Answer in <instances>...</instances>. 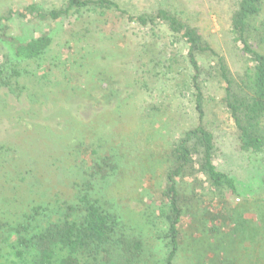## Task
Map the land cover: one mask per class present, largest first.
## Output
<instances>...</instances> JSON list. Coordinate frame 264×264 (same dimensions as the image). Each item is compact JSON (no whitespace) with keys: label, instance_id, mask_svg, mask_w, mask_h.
<instances>
[{"label":"rangeland","instance_id":"obj_1","mask_svg":"<svg viewBox=\"0 0 264 264\" xmlns=\"http://www.w3.org/2000/svg\"><path fill=\"white\" fill-rule=\"evenodd\" d=\"M68 1L0 0L9 36L53 38L41 58L15 62L20 76L0 89V221L26 228L0 242V262L37 264L36 250L21 246L19 239H33L60 223L65 205L76 204V195L85 192L118 213L126 235L144 242L140 262L161 264L167 253L161 218L167 156L199 120L184 44L160 20L143 27L127 16L160 10L181 15L237 76L244 74L248 60L233 42L231 2L112 0L128 15L92 9L71 10L58 20L48 17L66 9ZM31 6L34 14L27 9ZM11 11L16 17L8 19ZM262 39L264 6L252 23L250 40L260 53ZM199 62L204 126L215 135V164L238 180L240 195L215 190L202 177L181 182L186 212L176 264H254L264 225V169L260 157L240 148L215 61L200 56ZM99 157L108 162L104 178L94 162ZM225 201L244 223L239 225L244 239L239 233L241 244L233 251L228 249L237 233L229 234L230 228L211 217ZM214 226L228 234L213 236Z\"/></svg>","mask_w":264,"mask_h":264},{"label":"trees","instance_id":"obj_2","mask_svg":"<svg viewBox=\"0 0 264 264\" xmlns=\"http://www.w3.org/2000/svg\"><path fill=\"white\" fill-rule=\"evenodd\" d=\"M229 1L232 8L230 27L233 42L239 46L248 60L244 74L237 76L232 74L224 57L204 39L200 30L177 13L160 10L155 15L135 17L121 11L119 5L112 0H69L66 9L48 13V17L58 20L68 15L71 10H115L123 16L128 15L127 18L131 22L137 21L143 27L154 26L160 20L186 47V60L191 70L190 86L196 103L199 125L186 131L167 156L166 187L162 192L164 205L161 207L167 253L161 264H176L180 247L184 242L182 224L186 210L181 182L187 176L195 179L202 177L204 182L215 190H227L233 195H240L238 180L216 166L215 135L204 126V70L199 62L200 56L213 58L218 78L226 85L224 103L234 122L241 150L260 157V165L264 169V53L258 52L250 42L252 23L261 14L264 0ZM27 9L31 14L37 10L35 6ZM13 16L14 12L11 11L8 19ZM18 17L26 19L25 14H19ZM3 18H0V46L5 49V53L0 55V89L9 87L12 79L20 76L15 62L37 60L53 43L50 35L29 40L11 37L8 35V28L2 23ZM262 41L264 42V39ZM105 160L106 158L99 157L94 161L96 165L101 166L98 173L102 174V178L106 176L103 164L108 162ZM261 184H264V180ZM84 193L79 192L76 195V204L65 205L66 210L62 211L60 223L50 226L33 239L20 238L19 244L24 247L32 246L36 250L37 264H145L140 262L144 242L137 237H129L121 230L122 224L118 213L102 205L99 200L93 201L89 193ZM237 212L225 201L221 209L211 215L212 221L230 228L229 234L237 233L238 238L230 240L228 250L231 251L241 244L239 225L242 226L244 223H238ZM35 214H38V211ZM25 230L24 227L11 228L0 221V242L12 233L21 235ZM260 232L261 240L258 245L261 252L259 255L255 254L254 264H264V225ZM222 233L228 234L227 231L214 226L213 236ZM242 236L244 239V235Z\"/></svg>","mask_w":264,"mask_h":264}]
</instances>
